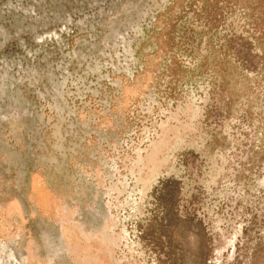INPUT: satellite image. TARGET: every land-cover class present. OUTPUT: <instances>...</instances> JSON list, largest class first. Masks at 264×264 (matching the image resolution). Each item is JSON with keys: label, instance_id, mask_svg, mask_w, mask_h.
Returning a JSON list of instances; mask_svg holds the SVG:
<instances>
[{"label": "rangeland", "instance_id": "1", "mask_svg": "<svg viewBox=\"0 0 264 264\" xmlns=\"http://www.w3.org/2000/svg\"><path fill=\"white\" fill-rule=\"evenodd\" d=\"M176 262L264 264V0H0V264Z\"/></svg>", "mask_w": 264, "mask_h": 264}, {"label": "flooded vegetation", "instance_id": "2", "mask_svg": "<svg viewBox=\"0 0 264 264\" xmlns=\"http://www.w3.org/2000/svg\"><path fill=\"white\" fill-rule=\"evenodd\" d=\"M199 224H200V222H199ZM201 225H202V224H201ZM201 225H200V226H201ZM202 226H203V225H202ZM199 234H200V232H199ZM202 235H204V234L202 233V234L200 235V237H201ZM203 242H204L203 240L200 241V246H201V247H200V248L198 247V248L200 249V251H202V249H205V248L203 247V246H204V245H203ZM176 264H177V262H176Z\"/></svg>", "mask_w": 264, "mask_h": 264}, {"label": "bare ground", "instance_id": "3", "mask_svg": "<svg viewBox=\"0 0 264 264\" xmlns=\"http://www.w3.org/2000/svg\"><path fill=\"white\" fill-rule=\"evenodd\" d=\"M27 255V254H26Z\"/></svg>", "mask_w": 264, "mask_h": 264}]
</instances>
